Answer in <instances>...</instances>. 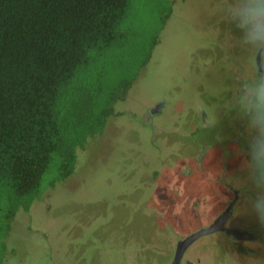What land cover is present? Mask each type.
<instances>
[{"label":"rangeland","instance_id":"rangeland-1","mask_svg":"<svg viewBox=\"0 0 264 264\" xmlns=\"http://www.w3.org/2000/svg\"><path fill=\"white\" fill-rule=\"evenodd\" d=\"M173 1V15L163 25ZM218 3L133 0L122 41H132L135 49L146 42L148 49L156 40L151 56L140 66L145 51L134 55L118 47L103 58L101 65L114 68L106 90L123 95L124 83L131 86L103 130L77 150L70 176L58 179L51 165L42 197L18 212L3 239L2 264H171L180 242L225 209L233 194L226 183L233 187L238 176L247 186L232 209V223L264 235L248 199L246 167L237 170L230 160L233 153L242 156L231 129H242L227 107L235 81L225 64L236 72L244 65L252 75L256 53L235 43L236 29ZM216 105L218 113L210 112L214 119L204 125L203 108L214 111ZM220 237L193 243L201 264H264V253L232 255L227 237ZM262 245L256 243L260 250Z\"/></svg>","mask_w":264,"mask_h":264},{"label":"trees","instance_id":"trees-1","mask_svg":"<svg viewBox=\"0 0 264 264\" xmlns=\"http://www.w3.org/2000/svg\"><path fill=\"white\" fill-rule=\"evenodd\" d=\"M133 0H0V264L5 236L20 210L43 195L56 164L58 179L76 166L77 150L103 130L123 95L106 90L118 48L151 56L122 41ZM162 24L173 15L174 1ZM140 50L141 52H137ZM104 64V63H103ZM102 66V67H101ZM121 87V86H120Z\"/></svg>","mask_w":264,"mask_h":264},{"label":"clouds","instance_id":"clouds-1","mask_svg":"<svg viewBox=\"0 0 264 264\" xmlns=\"http://www.w3.org/2000/svg\"><path fill=\"white\" fill-rule=\"evenodd\" d=\"M218 10L236 29L239 47L264 54V0H219ZM234 80L227 107L242 129L237 141L245 156L251 209L264 224V71L246 75L238 69Z\"/></svg>","mask_w":264,"mask_h":264},{"label":"flooded vegetation","instance_id":"flooded-vegetation-1","mask_svg":"<svg viewBox=\"0 0 264 264\" xmlns=\"http://www.w3.org/2000/svg\"><path fill=\"white\" fill-rule=\"evenodd\" d=\"M254 59H255V65H254L255 71H264V54L256 53L254 56ZM244 68L245 67L242 66L241 71H243ZM203 111H205V110H203ZM203 116H204L203 120L206 122V118H205L206 113L203 112ZM224 183H226V182H224ZM226 185L228 186L229 189H232L231 191L233 192L234 196H232L229 199L228 204L225 207V209L220 211L217 214L218 216L214 219V221H216L218 218H220V216L231 206L230 210H228V212L226 214L227 218L222 221V224L220 225V229H217V230L210 232V233H206L204 235H200L199 237L195 238L186 248H184L183 251L181 252V255L179 257V261L177 264H201V259L198 257V255L201 254V251L199 249H197L195 246L193 247V243L202 236H208V235H212V234H216V233L221 234L222 237H220V238H222V239H223V235L225 237H227L228 242H230L229 248H227V250L230 249L232 251V255H234L235 253L238 254V252H239V253H242L240 255H243V256L247 255V256H250L252 258H256L259 255H262L264 253V244H263L264 243V235H262L259 232L253 233V232H250L247 230L239 229L235 226L234 223H232V216H233L232 209H233L234 205L238 201H240V196H239L240 194L239 195H237V194L240 193L242 188L237 189L234 186L231 187L228 185V183H226ZM182 239H183V237H182ZM256 243L258 244V246L263 244L262 250H260L256 246ZM231 247H232V249H231ZM174 257H175V255H174ZM171 264H173V262Z\"/></svg>","mask_w":264,"mask_h":264},{"label":"crops","instance_id":"crops-1","mask_svg":"<svg viewBox=\"0 0 264 264\" xmlns=\"http://www.w3.org/2000/svg\"><path fill=\"white\" fill-rule=\"evenodd\" d=\"M230 62H228V63H225V64H227V70H229V68L231 67V69H232V71H234L233 72V74H232V77H230L231 78V81L233 82V81H235L234 80V75H235V73H236V66H233L232 64L230 65L229 64ZM221 65V68H219V71L220 70H223L224 71V66L225 65H223V64H220ZM243 67H244V65H243ZM227 70H226V72H227ZM245 70H247V68L245 67L244 69H243V71H245ZM220 78H221V80H222V77L220 76ZM227 80H228V85H229V77H228V74H227ZM228 85H227V87H225V88H227V90H228ZM226 90V91H227ZM223 91H225V90H223ZM194 92L196 93V95L198 94V92H197V89H195L194 90ZM216 104H218V103H220V99L218 100V102H215ZM203 110H205V108H203ZM162 110H157V111H154V112H151V113H155V114H157V113H160ZM210 112H217L218 113V106L216 105V108L214 109V111H211L210 110V108H209V106H206V110L204 111V113H206V116H205V118H206V123L209 125V122H210V120L208 119L209 118V116H210V118L211 119H214V118H212V115H211V113ZM203 113H201V115H200V117H201V121L202 122H204V125H205V121H203V119H202V117H204L203 115H202ZM232 118V117H231ZM218 119H220L221 120V115H219V117L217 116L216 117V121L218 120ZM215 120H214V122H213V124L215 123ZM209 121V122H208ZM235 121H236V119H235ZM237 123H238V121H237ZM239 126H240V124H239ZM231 133L233 134V137H234V139H236L237 140V137H238V134L241 132V131H239V129L238 130H236V129H231ZM238 147H237V150L238 151H241V148H240V145H239V143L237 142V144H236ZM238 151H236V152H238ZM230 160H233L234 161V163H233V165L232 166H238V169L237 170H239V168H243V167H246L244 164H243V162L245 161V156H244V154L242 153V156H240V155H237L236 153H233V159H231V157H230ZM217 161V160H216ZM215 161V162H216ZM239 175H241L242 176V173L241 174H239ZM228 177H233L231 174L228 176ZM239 178H235L234 179V183H236V185L234 184L233 186L235 187V188H237V189H239V188H242V190L247 186V182L246 181H244V180H241L240 179V176H238ZM241 192V191H240ZM240 194V193H239ZM232 196H234V194H232ZM231 196V197H232ZM240 196V195H239Z\"/></svg>","mask_w":264,"mask_h":264},{"label":"water","instance_id":"water-1","mask_svg":"<svg viewBox=\"0 0 264 264\" xmlns=\"http://www.w3.org/2000/svg\"><path fill=\"white\" fill-rule=\"evenodd\" d=\"M160 107H161V105H160ZM154 111H156V110H154ZM230 207L211 226L204 228V229L188 236L187 238L183 239L180 242V244L178 245L177 253L175 256V260L173 261V264L178 263L179 257L181 255V252L183 251V249L186 248L195 238L199 237L200 235H204L206 233H210V232H213L217 229H220V225L222 224V221L227 218L226 214H227L228 210H230Z\"/></svg>","mask_w":264,"mask_h":264}]
</instances>
